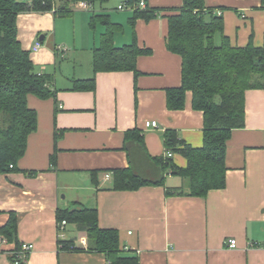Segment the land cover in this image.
Here are the masks:
<instances>
[{
    "label": "crops",
    "instance_id": "0c3cea01",
    "mask_svg": "<svg viewBox=\"0 0 264 264\" xmlns=\"http://www.w3.org/2000/svg\"><path fill=\"white\" fill-rule=\"evenodd\" d=\"M146 2L159 10L149 21L132 20L131 10L118 11L122 3L81 7L76 2L68 15H18L19 40L35 70L51 77L55 89V95L45 99L28 95L38 127L28 137L18 169L0 173V227L11 212L18 215L20 242L33 244L26 264H107L104 253L87 249L85 231L71 223L63 231L59 227L58 209L84 206L98 209L100 226L118 230L122 255L137 257L138 264H264V89L246 91L245 126L234 129L227 144L224 188L206 196L168 194L167 187L188 186L186 178L168 172L163 185L113 189L116 168L134 166L141 173L157 174L143 154L132 161L125 148L126 131L140 129L154 157L167 153L164 133L170 128L194 147L204 141V114L193 107L190 90L184 108L167 106V89L182 85V57L167 48V15L183 0ZM205 2L222 14L225 34L234 46L251 39L263 45L262 0ZM109 27L116 46L136 42L151 50L137 58V73L94 69V50ZM92 77L93 90L76 88L77 79ZM152 120L157 127L146 126ZM173 159L187 165L180 153ZM31 170L36 173L27 172ZM60 239L73 241L78 249H61ZM230 239L237 240L236 247L228 245ZM15 246L7 239L0 243V264H11Z\"/></svg>",
    "mask_w": 264,
    "mask_h": 264
},
{
    "label": "trees",
    "instance_id": "16d2710c",
    "mask_svg": "<svg viewBox=\"0 0 264 264\" xmlns=\"http://www.w3.org/2000/svg\"><path fill=\"white\" fill-rule=\"evenodd\" d=\"M79 1L105 4L110 0H66L58 7L55 0H0V173L18 169L17 163L26 152L28 137L38 127L37 111L29 106L28 95L44 99L55 95L52 78L35 70L30 52L19 40L18 15L29 11L68 15L72 12L71 4ZM140 1L125 0L124 3L138 5ZM262 2L264 4V0ZM133 12L132 20L149 21L159 14L158 9L148 5ZM93 17H105V14H94ZM167 19V48L182 57V85L167 89V106L172 110L184 108L186 93L192 92L193 107L204 114L203 145L192 146L175 129L165 131L167 151L173 155L180 153L187 159V165L182 167L167 153L159 157L150 155L142 131L130 129L125 133V148L132 161L143 154L154 164L157 174L141 173L134 166L116 168L113 170V189L134 190L145 185H163L166 174L171 172L186 178L188 186L186 189L184 186L167 187L168 194L206 196L210 190L226 186L227 144L233 130L245 126L246 91L264 89V43L256 46L251 39L245 46H234L225 34L222 14L207 6L205 0H183ZM106 20L109 26L114 25ZM111 27L94 50V69L137 73V58L150 54L151 50L139 47L136 42L116 46ZM76 85L78 89L93 90L95 78L77 79ZM55 163L53 154L51 165ZM27 172L36 173L33 170ZM96 175L97 171H93L94 181ZM57 219L85 231L87 249L104 253L107 264H138L137 257L122 255L118 230L100 226L97 208L58 209ZM0 234L16 244L10 255L11 264H26L27 258L20 255L22 243L18 238L15 212H11L6 224L0 227ZM72 242L60 239L61 249L77 250Z\"/></svg>",
    "mask_w": 264,
    "mask_h": 264
},
{
    "label": "built area",
    "instance_id": "2783aa9c",
    "mask_svg": "<svg viewBox=\"0 0 264 264\" xmlns=\"http://www.w3.org/2000/svg\"><path fill=\"white\" fill-rule=\"evenodd\" d=\"M89 3H87L86 1H79L78 2V6H81V7H85L87 6ZM147 7V2L145 0H141L139 2L138 5H128L126 3H123V4H120L119 5V9L120 10H125V9H129L131 11H134L136 8H141V9H145ZM41 43L38 41L36 43V45L34 46V49L37 50L39 47H40ZM62 46H57L58 49H60ZM146 126L147 127H157L158 126V122L155 121V120H152V121H146ZM167 154L169 156H173V153L171 151H167ZM107 178L110 177V174H107L106 175ZM67 221L66 220H63L62 222L59 223V227L61 229V231H63L67 225ZM1 242H6V239L1 237L0 236V243ZM228 245L230 247H236L237 246V240L236 239H230L228 241ZM33 248V244H30V243H22V252H21V257L23 259H26L28 257V253L31 251V249Z\"/></svg>",
    "mask_w": 264,
    "mask_h": 264
},
{
    "label": "rangeland",
    "instance_id": "374dc122",
    "mask_svg": "<svg viewBox=\"0 0 264 264\" xmlns=\"http://www.w3.org/2000/svg\"><path fill=\"white\" fill-rule=\"evenodd\" d=\"M57 1V3H58V6H60V4L62 3V2H64V1H66V0H56ZM123 2H124V0H110L109 2H107V3H105L106 4V6L108 5L109 7H116V6H118V3H122L123 4ZM118 11H121V10H119V9H117ZM125 11H130L129 9H125L124 10V12ZM59 20L60 19H62V18H58ZM217 40H218V43L220 42V38L218 37L217 38ZM179 177V176H178ZM73 227V225H70L69 226V228H72Z\"/></svg>",
    "mask_w": 264,
    "mask_h": 264
}]
</instances>
